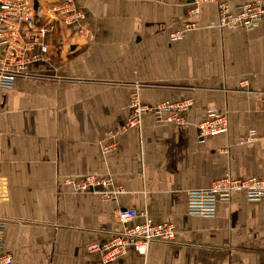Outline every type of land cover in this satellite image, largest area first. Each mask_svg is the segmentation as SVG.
Instances as JSON below:
<instances>
[{
  "label": "crops",
  "instance_id": "obj_1",
  "mask_svg": "<svg viewBox=\"0 0 264 264\" xmlns=\"http://www.w3.org/2000/svg\"><path fill=\"white\" fill-rule=\"evenodd\" d=\"M62 1L33 0L41 19ZM226 1L233 10L247 1L264 7ZM75 2L92 37L59 23L51 62L32 63L27 76L0 86L3 252L14 264H104L90 246L107 244L145 213L173 224L176 240L151 242L145 255L130 246L106 264H264V196L251 201L237 190L212 216L189 211V191L227 171L264 179V15L247 30L212 26V3L190 15L186 0ZM187 22L196 28L172 40ZM136 89L148 106L193 103L180 123L147 111L129 127ZM212 110L227 114L229 129L201 137ZM87 175L112 183L76 190L71 181ZM117 187L114 198L103 197ZM120 208L139 216L120 222Z\"/></svg>",
  "mask_w": 264,
  "mask_h": 264
},
{
  "label": "built area",
  "instance_id": "obj_2",
  "mask_svg": "<svg viewBox=\"0 0 264 264\" xmlns=\"http://www.w3.org/2000/svg\"><path fill=\"white\" fill-rule=\"evenodd\" d=\"M215 4L218 10V21L212 26L220 28L254 29L264 15V7L259 1H247L233 10L226 0H186L190 15L202 11L205 4ZM85 13L76 4L75 0H63L62 3L49 8L44 18H39L33 0H0V46L3 55L0 59V86L11 87L19 77L28 75L30 64L35 62H51L52 38L57 33L59 23L73 28L78 37L89 40L91 30L84 24ZM194 23L187 22L179 30L171 34L172 40L183 38L186 33L195 29ZM60 44L64 43L61 38ZM246 86V81L243 82ZM191 99L177 102L165 101L156 106H148L141 102L139 90L131 94V114L126 126H138L142 116L150 111L155 114L156 120L166 122H182L183 114L192 105ZM200 134L204 137L226 133L229 129V120L226 113L212 110L208 117L199 124ZM252 137L242 138L249 141ZM76 190H94L97 187H107L110 179L96 175H87L81 180L71 181ZM5 182L0 180V203L6 197ZM118 187L113 191L103 192V197L114 198L120 192ZM242 190L251 201L260 200L264 196V179H239L226 172L215 180L209 188L192 189L189 191V211L194 215L212 216L215 214L218 201L231 200L232 193ZM139 213L133 208H120L116 212L117 220L127 223L136 219ZM144 221L134 225H126L122 232L102 246L92 245L91 251H102L104 264L125 254L130 246L140 254L145 255L151 242L171 243L176 240V231L173 224H157L143 214ZM4 220L0 218V264H14L11 253L3 252Z\"/></svg>",
  "mask_w": 264,
  "mask_h": 264
}]
</instances>
